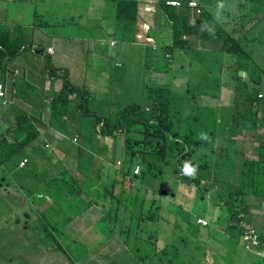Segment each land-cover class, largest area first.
Wrapping results in <instances>:
<instances>
[{"label": "rangeland", "instance_id": "1", "mask_svg": "<svg viewBox=\"0 0 264 264\" xmlns=\"http://www.w3.org/2000/svg\"><path fill=\"white\" fill-rule=\"evenodd\" d=\"M65 1L69 4L66 12L62 11V7L54 5L40 12L35 23L36 27L42 30L45 28L47 31L73 32L82 38L80 47L83 51L80 53V57L86 66L81 70L71 69L73 72L72 81L75 87L79 89L85 87L89 92L82 109L83 112L89 111L94 116H82L79 126L70 127L67 131L59 130L58 125L52 127L62 133L66 153H74L75 157L83 164L81 167L84 175L81 180L83 193L88 196L89 201L91 199L100 202L103 199L98 200L97 192L106 180L123 174L127 175V180L130 176L134 177L135 162L125 153V137L122 135V131L116 129V126L121 124L120 128L126 127V122L121 119V115L124 109L130 106L141 107L142 110L137 113L143 114L144 118L151 116L147 109H151L155 102L149 91L167 87L170 90L172 112H170L171 120L164 121L163 126H170L172 134L178 133L181 136L183 132L193 131L200 139H205L207 143L204 148L199 151L195 146H191V148L195 151L193 161L198 159L199 154L204 153L208 158L197 164L208 165L209 168L202 169L196 164L193 167L195 171L192 175H186V180L180 178V181L176 183L170 174H167V170L175 169L176 166L172 165L166 168L165 160L158 159L157 169H155L157 171L165 170L163 175L158 174L155 170L146 171L142 165L144 174L139 177L137 200L141 214L145 216L148 213L153 214L156 222L153 224L150 222L117 224L114 227L117 228V233H127L129 249L137 256L138 260L145 259L143 241H147L151 236L159 233L158 229L162 224L158 220L164 218V211H162L158 197L151 210H148L150 202L147 205L144 200L146 182L151 176H154L159 180L155 183L154 190L168 191V202L171 192L175 195V198L171 200L170 211L177 217L179 225L171 235V239L184 251L178 262L207 264L206 258H214L218 264H237L236 258L244 251L245 242L236 236L237 234H233L232 237L222 235V230L219 227L227 225L229 212L228 208L222 207V203L223 200L236 196L241 190L243 194V200L239 205L241 208L243 204L249 205L251 193H257L264 197V176L259 171L257 172L256 167H253L254 177L248 185H245L246 180L241 174L243 164L251 163L253 140L248 139L243 142L227 140L222 143L221 105L224 104L222 95L231 87L233 91L232 110L238 114V124L252 121L261 127L264 126V122H261L264 121L261 117L264 115V101H259L258 96L261 93L264 94V84L257 86L251 80L240 81L237 79L238 62L234 61L232 56L224 54L220 50L221 46L214 48L217 43L223 44L228 37L234 34L228 29L229 24H233L234 20L233 11L228 13L234 7L233 1L200 0L199 4H202L207 10L209 23L218 25L216 18L220 17L221 27L225 29V32L221 33L222 38L219 41L212 38L213 32H209L211 41L207 42V45L211 46L210 52L206 48L207 45L201 48L203 50H200L199 45L191 44L193 40L191 37L182 41V48H172L167 41L158 39L154 43L152 41L153 44L147 41L148 36H155V31L152 29L154 25L150 26V6L144 7L141 13L143 32L139 27L137 41H134L132 33L124 29L116 18L118 8L114 0ZM141 1L144 3L156 1L164 4L166 0ZM180 1L184 4L183 7L172 9V12L186 16L189 21L192 13L186 7L188 0ZM72 6L78 11L91 10L92 13L85 15L84 19L78 22L77 15L70 12ZM248 14L250 18L255 16L253 3L248 7ZM2 23L0 21V24ZM52 23L55 25H51ZM178 23H180L178 30L184 31L183 21L179 20ZM244 24L243 21L242 25L244 26ZM148 26L151 28L150 35L147 31ZM18 30H25V27L19 25ZM4 31H10V29L4 27ZM240 34L243 35L242 46H245L249 56L254 59V61L245 60V70L243 71L249 73L257 65L264 68V54L255 56L251 49L253 45L264 48V38L254 39L252 33L248 34L243 30ZM112 41L116 42V46L111 45ZM31 43L30 37L20 40L18 37L12 36L13 54L18 52L24 44L28 45L25 52L14 54L12 60L7 58L4 60L9 70L7 78L10 84L13 81L12 73L17 69H21V73L14 76L15 89L10 93L9 103L4 105L0 100V114L9 112L25 116L26 112L21 107L23 101L40 102L41 97L46 95L42 86L28 78L24 61L30 62V57L33 55L29 46ZM154 45L159 47L158 50L152 49ZM48 68L50 74H60L56 64L50 63ZM5 70L2 72L3 76ZM238 75L241 76V73ZM79 103L80 101L77 102V105ZM47 116L49 114H44L42 119ZM133 119L134 116H131L129 121ZM99 120L101 127L97 125ZM104 121H107L111 131L101 130ZM149 128L153 133L157 131L158 127L151 125ZM140 129L144 132L146 126L142 125ZM246 131L251 130H246L244 127L236 129L240 137ZM76 133L79 134L80 141L73 143V136ZM127 137H130L129 134ZM167 137L169 138L168 135ZM244 137L246 138V136ZM255 137L257 147L260 146V152L264 144V133ZM21 138L19 139L21 140ZM132 138L137 139L138 137L132 136ZM225 139H229V137H225ZM262 153L264 155V149ZM51 154L52 151L46 150V157L51 158ZM120 164L121 166H119ZM194 183H201L202 188L197 187ZM27 185L28 183L22 185L21 188L25 189ZM110 189L107 191L106 197L119 202L124 220L128 222L134 210V191H131V186L124 183H116ZM41 194H46V191L43 190ZM163 202L165 203L164 200ZM135 205L138 206L136 203ZM256 205V210L263 209L264 199L257 200ZM18 207L26 214L27 227L36 226L35 233H41L45 241L43 231L37 226L38 222L29 223L31 212L21 206ZM92 209L93 212L89 214L90 219H93L94 215H100L97 209L94 207ZM201 218L211 221L210 229L198 227V219ZM81 230L88 232L90 229L81 228ZM259 235L261 237L260 232ZM226 241H229L231 246ZM87 249L89 247L83 245L82 253L84 254ZM33 251L32 244L25 243L23 250L20 253L17 252L16 255L24 259L31 256ZM230 258L231 260L227 262ZM176 260L175 256L170 257L164 261V264H167L168 261L175 264Z\"/></svg>", "mask_w": 264, "mask_h": 264}, {"label": "crops", "instance_id": "2", "mask_svg": "<svg viewBox=\"0 0 264 264\" xmlns=\"http://www.w3.org/2000/svg\"><path fill=\"white\" fill-rule=\"evenodd\" d=\"M136 1L139 3L140 10L146 6L154 5V2ZM231 1L237 7L233 9L234 20L233 24H229L228 29L237 32H241V30L254 32L256 28L251 22L242 25L243 19L246 21L250 19L248 7L252 4V0ZM54 5L62 7L63 12H66L69 7L65 0H0V21L3 22L0 24V41L8 43L12 47L13 35L20 40L30 37L35 45L34 51L37 56L32 55L30 62L24 61L28 78L42 86L43 89L52 88L56 92L62 88L63 84L59 79L47 78L44 53L52 49L54 64L57 67H62L61 69L71 70L74 66L81 64L80 53L83 50L80 47L82 38L73 32L47 31L45 28L42 30L36 27L35 20L40 12ZM70 12L77 15L78 22L82 21L85 15L92 13L91 10L78 11L73 6ZM140 23L141 21L138 22V25ZM19 25L24 26L25 30L19 31ZM4 27H8L10 31H4ZM237 37L240 36L237 35ZM196 44L201 48L204 47L199 42ZM201 48L200 50H203ZM207 49L210 52V46H207ZM36 50L42 53L38 54ZM222 50L227 52L228 49L224 46ZM232 96L231 87L222 95L224 103L221 105L222 138L227 135L233 136L232 140L235 142L238 139L246 141L248 137H236V128L239 126L237 125L238 114L232 110ZM21 107L31 120L34 130L17 126V121L23 120L20 115L9 112L0 114V264H73L72 261L75 264H82V260L75 253L76 243L72 235L75 231L79 234H87L81 228L91 230L96 222L97 237L102 236L101 227L105 229L109 226L108 232L111 231L113 236L119 237V241L122 239L125 243L123 232H113L112 230L116 227L110 222H106L105 217H112L111 214H115L112 217L116 221L115 225L137 223L140 220L139 212L136 211L132 219L126 222L120 209L116 208L114 211L111 204L103 211L97 204L90 206L88 196L83 193L81 185V180L84 177L81 170L83 164L75 157L74 153H66L63 135L49 124V116L42 119L44 114H49L47 112L49 110L34 109L30 100L23 101ZM62 112L64 113L63 120L68 121V127L79 126L82 117L74 109ZM261 117L264 119V115ZM53 125L55 124L53 123ZM243 125L256 128V124L251 122H246ZM261 133H264V129L259 133L251 130L243 134L255 137L256 134ZM20 137H22L21 143L14 145L15 139ZM75 137L78 138L79 134L76 133L73 139ZM79 141L80 138H78ZM224 142L225 140L222 139V143ZM2 150H9V153H2ZM46 150L52 151L51 158L45 156ZM25 159L28 160V163L22 167L21 163ZM26 183L28 185L22 189L21 186ZM43 190L46 191V194H41ZM70 196H73L74 199L77 197L79 201L76 204H71ZM83 199L86 200L89 207L82 213ZM148 200L152 204L153 197L149 196ZM68 205H72L73 209H68ZM18 206L31 212L29 223L38 222L37 226L43 231L45 241L41 233H35L36 226L27 227L26 214ZM92 207L97 209L100 215H94L93 219H90L89 214L93 212ZM62 210H70L69 215L67 216ZM63 234L66 236L62 237ZM25 243L32 244L34 251L31 256L21 259L16 253L23 250ZM167 244L168 242L162 239L158 243L154 239L149 254L150 259L152 261L158 259L159 253L162 254ZM165 255H169V252H165ZM171 255L173 254L171 253ZM100 257V255H94L91 259L95 264H102L99 262ZM130 257L137 264L134 254Z\"/></svg>", "mask_w": 264, "mask_h": 264}, {"label": "clouds", "instance_id": "3", "mask_svg": "<svg viewBox=\"0 0 264 264\" xmlns=\"http://www.w3.org/2000/svg\"><path fill=\"white\" fill-rule=\"evenodd\" d=\"M119 1H124V0H114L115 3L119 2ZM133 1H136V0H133ZM153 2H154V5H152V7L150 6L151 10H150L149 18L151 20L150 26L154 25V27H152V29H154V31H155V36L150 35V30H151L150 26H148V28H147V31H149V35H150V36H148L147 41H149L151 43H152V41L154 43L155 40L158 39L159 41H167L172 48H182L183 47L182 41L188 40L191 37V38H193V40L191 41V44H196L199 42L205 46V45H207V42L211 41V36L209 35V32H213L212 38L215 40H218V41L222 38L221 33L225 32V29H223L221 27L220 17L218 19L216 18V22H218V25H216V24L211 25L209 23L208 18H207V10L204 9L205 7L202 4H199L200 0H188L187 1L186 7L192 13V17L189 21H188V18L186 16L172 12V9H179V8L183 7L184 4L180 0H166L164 2V4H161V2L159 3L156 1H153ZM252 3L254 4V8H255V16L253 18H250L248 21H246V19H243L242 22L243 21L245 22L244 25L251 22V24H253V26L256 28V30L254 32L249 31L248 34L252 33V36L254 39H258V38L261 39V38H264V30H263L264 29L263 28L264 27V0H252ZM161 5H165V7L168 9L167 14H166L165 10L161 7ZM220 7H223V5H220ZM236 7H237V5L234 3V7L230 11H228V13L233 11V9H235ZM138 10L139 11H138V18L136 21V29L134 32L131 30H128L132 33V35L134 37V41L137 38L139 27L142 28V32H143V25H142L143 17L141 15L143 10H140L139 3H138ZM117 15H118V12H117ZM116 18L119 21V18L118 17H116ZM179 20L183 21V26L185 27L184 31L178 30V26H180V23H178ZM139 21H141L140 25H138ZM51 25H55V24L52 23ZM232 32L234 33L232 36L228 37L223 44L217 43L214 48L221 46L220 50L224 54L232 56L234 61H236L238 56L234 55L233 52L238 51V48L234 45L238 43L237 40L241 41L243 35L237 31H232ZM237 35H239L240 37H237ZM147 41H145V42H147ZM27 45L28 44H24L19 49V51L15 52L14 54L17 55L19 52L20 53L25 52ZM111 45L116 46V42L112 41ZM29 46L32 49V54L37 56L36 52L34 51L35 50L34 43H31ZM207 46H210V45H207ZM207 46H206V48H207ZM224 46L226 49H228L227 52H224L222 50V47H224ZM243 47L246 50L247 57L250 58V61H254V59H252L249 56V53H248L247 49L245 48V46H243ZM158 48L159 47L155 46V45L152 47V49L154 51L158 50ZM210 48H211V46H210ZM251 49H252L253 55H255V56H262L264 54V51H262V49H264V48L256 47L255 45H253ZM207 50H209V49H207ZM37 53L40 54L42 52L37 51ZM5 54H7V56H5ZM14 54L12 53V47L8 43H4V42L0 41V100H2V103L4 105L9 103L8 99H9L10 93L14 92V89H15L14 76L16 74L21 73V69L15 70V72L12 73L13 81L10 84V82L7 78V71H9V70L6 67L4 60H5V58H7L8 60H12L14 57ZM50 63L54 64L52 49H49V51L47 53H44L45 74L47 75V78L61 80L62 84H63L62 88L56 92L52 88H49V89L44 88L46 95H44V97H41L40 102H32L31 101L33 108L38 110L39 108L44 109L46 106L47 108H45V109L49 110V108L53 104L54 99H56L59 96V97L67 98L68 101L70 102L69 107H64V102L61 103L60 104V108H61L60 111H69V110H73V109H74V111L77 110L76 108L80 104L79 103L77 105V102L81 101V100L83 102H85L87 100L86 96L89 94V92L86 91L85 87H83L82 89H79L78 87H75L73 85V81H72V79H73L72 73L73 72H72V70H64V69H61L62 67H58V71L60 72V74H50L49 68H48ZM80 63H81L80 65L74 66V68H72V69L74 71L75 70H81L86 66V64L83 63L82 58L80 59ZM236 64H237V62H236ZM4 69H6V70H5V75L3 76L2 72ZM241 71H243V70H241ZM238 73H241L240 77L250 81L248 79L249 74L247 72H245V71L240 72L239 71ZM156 77H158V75H156ZM62 93H64L66 96H60V95H62ZM258 99H259V101H262L264 99V94H262V93L259 94ZM71 108H73V109H71ZM150 110L151 109H147V111H149V112H150ZM78 115H79V113H78ZM21 118L23 120H18L17 126L22 127V128H29V129L33 130L34 127L31 124V120L27 117V114L25 116H21ZM29 120H30L31 125L26 126V127L23 126V123L26 121H29ZM259 120H260V118H259ZM65 122L67 123L68 121H65ZM246 122L253 123L252 121H246ZM246 122H244V123H246ZM261 122H264V121H261ZM50 123H52L51 120H49V124ZM243 124H238L239 125L238 127H244L246 130H252L255 133H259L262 129H264V126L259 127L258 124H256V128H254L253 126L252 127H245ZM97 125H98V127H101L100 123H97ZM143 125H145V124H143ZM102 127H104L103 124H102ZM150 129L151 128L146 127V130L144 132L141 129H139L135 133L130 134L132 136H137L138 140L143 139L145 141V153L143 154V157L140 160H141V162H145V161L149 162V163L152 162V164H154L153 170L157 169V160L158 159L165 160V167L166 168H169L172 165L176 166L175 169L167 170V174H170V176L173 178V181H175L176 183H178L180 181V178L186 180V175H192L194 173L195 169L193 167H195L198 162L208 158L207 155H205L204 153H201V154H199L198 159L195 160V162L193 161L195 151H194V149L191 148V146H195L196 149L199 151L200 149L204 148L206 146V143H207L205 139H200L198 137V135L195 134L193 131L183 132V134L180 136V137H187L189 139L187 142L190 146L189 148L185 149L182 153L177 154V155H176V153L157 155L154 151L158 147V146H156L157 138H155L153 136H157L156 133L158 130L151 133ZM261 134H263V133H261ZM167 135L169 136L170 139L168 137H166L164 139V142L162 141L163 144L167 142L169 145H174L176 142H178V140L174 139L175 137L173 135H171L170 133H168ZM257 135H259V134H256L255 136H257ZM132 136H131V138H132ZM244 136L248 137L246 141H248V139L249 140L251 139L254 141V147L251 148V150H252L251 152L253 155V157L250 159L251 163H245V164L252 166V165H255V163H258L260 161V157H264V155L262 153V150L264 149V144H263L262 150L259 152L260 146L257 147L256 137H251V136H247V135L243 134L242 137H244ZM225 137H230V136H227V135L223 136L222 139L227 141L228 139H225ZM237 137H240V136H237ZM78 138L75 137L73 139V142L78 143ZM233 138L234 137H232V139ZM237 141H241V140L238 139ZM18 143H21V140L19 138H16L13 144L15 145ZM199 143H202L203 145H198ZM174 148H175V145H174ZM8 151L2 150L1 152L2 153H9ZM124 151H125V148H124ZM255 158H257V160H255ZM140 160L135 161V164L137 163V165H136V167H134V169H135L134 170V176H138V175L140 176V175L144 174L142 164H138V162ZM27 163H28V160L25 159L21 163L22 167L25 166ZM245 164H243V166L241 167V174L242 175H243V170H244ZM119 166H121V164ZM197 166L199 168H202V169H208L209 168L208 165L203 166V165L197 164ZM155 171H157V170H155ZM157 172H158V174H161V175L165 174V170H163V169L160 171H157ZM259 173L264 176V171H263V173L261 171H259ZM254 174L255 173L253 172V170L251 168L250 169V176H253ZM156 182H159V180L154 176H151L147 180V182H146L147 184L145 186L146 192H145L144 200L148 205L149 204L148 197L149 196L153 197L152 204H150V208L148 209V210H151L152 207L156 204V198L158 197L159 203H161L162 211H164V218L163 219L160 218L158 220V222L162 224V226L158 229L159 233L151 236L147 241H143L145 259L138 260L137 256H135V254H134V256L136 258V263L137 264H164V261L166 259L175 256L177 259L175 264H184V263L178 262L179 257L181 256V254L184 251L181 250L178 247V245L176 243H174L171 239V235L173 234L175 229H178V225H179L177 217H175L170 211V208L172 205L171 200L175 198V195L173 192H171L170 200L168 202L167 198H168L169 192L166 190H162V191L161 190L158 191V189L154 190V186H155ZM194 184H196L197 187L202 188L201 183H194ZM248 184H249V182H247L245 185H248ZM133 191H134V203H133L134 210H133L132 216L129 219V221L132 219L135 212L138 211L140 220L137 222V224L146 223V222H150V221H153V222H150L152 224L155 223L156 220H155V216H153V214L148 213V215L145 216V215H142L140 212V205H139V202L137 200L139 188H137L136 190H133ZM206 191L209 193L208 190H206ZM250 196H251V198L248 196L249 197V205L247 206V205L243 204L242 208L239 206L240 202L243 200L242 190L238 191L236 196H233L232 198L227 199V200H223V203H222V207H226L229 209L228 218H227V225L233 221V215H234V217L239 216V220H241V222L238 224L234 223V227H238V229H235L236 234L240 235L241 239H243L245 242L244 251H242L238 255V257L236 258L238 260L237 264H249L250 258H254L255 256H259L261 259L264 260V208L260 209V210L255 209V206H257L256 205L257 200H259L260 198L264 199V197L257 194V193H251ZM237 197L239 198L238 200H237ZM163 200L165 201V203L163 202ZM97 203L98 202H95L94 205ZM135 203L138 204V206L135 205ZM162 204L164 205L163 207H162ZM169 205H170V207H168ZM211 226H212V224L209 223V221H207L206 219H202V218L198 219V227H201L204 229H210ZM226 226L219 227V229L222 230V235H225V236H227V231H225L227 229ZM259 232L261 233V237L259 235ZM123 236H124L125 240H127V244H128L127 233L123 232ZM154 239L157 240V243L160 239H162L163 241L168 242V244L164 248L162 254L159 253L158 259L152 261V259H150V257H149V254L152 250L151 247H152V243H153ZM146 247H147V249H146ZM165 252H169V255H165ZM171 253L173 255H171ZM211 262H213V263H211ZM206 263L207 264H218L217 261L214 260V258L213 259L206 258ZM167 264H171V262L168 261Z\"/></svg>", "mask_w": 264, "mask_h": 264}, {"label": "trees", "instance_id": "4", "mask_svg": "<svg viewBox=\"0 0 264 264\" xmlns=\"http://www.w3.org/2000/svg\"><path fill=\"white\" fill-rule=\"evenodd\" d=\"M116 6L118 8L117 17L119 18V24L124 29L131 30L134 32L136 29V21L138 18V11H139L138 2L133 1V0H124V1L117 2ZM161 7L165 10L167 14L168 9L165 7V5H161ZM237 42L238 43L235 44L234 46L238 48V51L233 52L234 55L238 56L236 60L238 62L237 79H239L240 81H245L244 78L238 75V72L239 71L243 72L241 70H245L244 62L245 60L250 61V58L247 57V52L242 46L241 41L237 40ZM249 73H248L249 74L248 79L253 82H256L257 86L264 84V68L263 67H259L258 65L254 66V69ZM169 91L170 90L167 87H163L160 89L158 88L151 89L149 91L150 96L155 102V104L151 107L150 112L148 111L149 114H151V116H147L146 118H144L143 114H138L137 112H140L142 110L141 107L139 106L134 105V106H130L129 108L124 109V112L121 115V119L125 120L126 127L120 128L121 124H119V126H116V129L119 131H122L123 133L122 135L125 137L126 154L131 158L133 162L138 161L143 157V154L145 153V141L143 139L138 140L135 138H131L132 135L130 134L135 133L137 130H139L140 126L143 124H145L147 128H149V126L151 125L158 127L156 129L158 130L156 133L157 136H153L157 138L156 146L158 147L157 149L154 150L157 155H163V154H168V153L169 154L176 153L177 155V154L182 153L185 149L190 147L187 142L189 140L187 137H180L178 133L172 134L170 130V126H163L164 121L171 120L170 112H172V108H170L171 95ZM60 96H66V95L62 93V95ZM63 102H64V107H69L70 102L68 101V99L58 96L56 99H54L52 106L49 108V111L47 112L49 113V120L52 121V123H50L52 126L54 123L55 125L59 126V128L57 127L59 130L67 131L70 129V127H68L67 124L65 123V120H63L64 113L60 111L61 109L60 104ZM83 103L84 102L81 100L75 112L77 114L79 113L81 117L82 116L93 117L94 114H92L91 112L89 111L83 112V109H82ZM45 108L47 107L45 106ZM131 116H134V119L129 121ZM100 120L98 123H100ZM30 125H31L30 120L23 123V126L25 127L30 126ZM103 126L104 127L101 130L107 129L111 131V127L107 124V121L103 122ZM127 133L129 134L130 137H127L128 136ZM168 133L173 135L175 137L174 139L178 140V142L174 144L175 148H174V145H169L167 142L164 144L162 143V141L164 142V139L167 137ZM236 135L238 136V134ZM232 137L233 136H230L228 140L233 141ZM198 145H203V144L199 143ZM138 164L144 165L145 170L149 172H151L154 169V164H152V162L150 163L146 161L141 162L140 160ZM136 165L137 163L135 164V167ZM253 167L257 168V172L261 171L263 173L264 157H260V161L258 163H255V165H252V166L248 164L244 165L243 176L246 180V183L250 182V180L254 177V176H250V170H249V168L251 169ZM140 176L139 175L134 176V177L130 176L128 177L129 180H127L126 178L127 175L123 174L120 176H115L113 179L106 180L104 184L102 185V187L97 192L99 195L98 200L100 201L101 199H103V201H100L97 203V206L101 209V211L108 208L110 204L113 205V208L116 207L120 209L119 202L114 201V200H109V198L106 197L107 191H110L111 190L110 187H114L116 183H124L125 185L132 187L131 191L136 190L138 188V181H139ZM238 199L239 198L237 197V200ZM65 200H68V199H65ZM69 200L71 204H74V203L76 204L79 201L77 197L74 199L73 196H70ZM112 201L113 203H111ZM89 202H90V206H93L96 201L90 199ZM88 207H89V204L83 199L81 212L83 213ZM68 209H73V206L68 205ZM62 212L68 216L70 210L68 211L62 210ZM111 216L114 217L115 214H111ZM112 217L106 216L105 221L110 222L114 226H117V224L115 225V222H116L115 219ZM207 221L211 223L210 220H207ZM150 222H153V221H150ZM240 222L241 220H239V216L234 217L233 215V221L226 226L227 229L225 231H227V237H232L233 234L236 235L235 229H238V227H234V223L238 224ZM96 225H97V222L93 224L91 230L88 231L87 234H83V233L79 234L77 231H75L74 235H72L76 243L75 253L76 255H78L79 259L82 260V264H95L91 259V257L94 255L101 256L99 259V262H101L102 264H135V261L132 259V257H130L133 254L130 251L129 246L125 244L127 243V241L125 240V243L122 241V239L121 241H119V237L113 236L111 234V231L108 232L110 229L109 226L105 227V229L101 227L100 232L102 233V236L97 237L96 236V227H97ZM112 231L117 233V228ZM65 236H66L65 234L62 235V237H65ZM236 236L241 238L240 235H236ZM226 243L230 244L229 241H226ZM83 245L89 247V249H87L84 254L82 253ZM65 248L67 249L68 247L66 246ZM230 260L231 258L228 259L227 262H229ZM72 263L75 264L73 261ZM256 263L264 264V260L261 259L259 256L250 258L249 264H256Z\"/></svg>", "mask_w": 264, "mask_h": 264}]
</instances>
